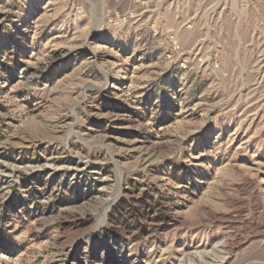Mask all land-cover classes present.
Wrapping results in <instances>:
<instances>
[{"label": "rangeland", "instance_id": "374dc122", "mask_svg": "<svg viewBox=\"0 0 264 264\" xmlns=\"http://www.w3.org/2000/svg\"><path fill=\"white\" fill-rule=\"evenodd\" d=\"M0 264H264V0H0Z\"/></svg>", "mask_w": 264, "mask_h": 264}]
</instances>
